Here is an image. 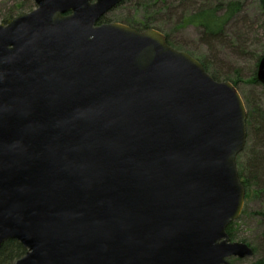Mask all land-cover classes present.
<instances>
[{"label": "water", "instance_id": "obj_1", "mask_svg": "<svg viewBox=\"0 0 264 264\" xmlns=\"http://www.w3.org/2000/svg\"><path fill=\"white\" fill-rule=\"evenodd\" d=\"M127 0H35L0 25V249L14 264H229L248 112ZM257 80L264 85V57Z\"/></svg>", "mask_w": 264, "mask_h": 264}, {"label": "rangeland", "instance_id": "obj_2", "mask_svg": "<svg viewBox=\"0 0 264 264\" xmlns=\"http://www.w3.org/2000/svg\"><path fill=\"white\" fill-rule=\"evenodd\" d=\"M171 1V6L160 12V0L157 3L151 0H127L113 8L101 20L104 23L124 24L139 32L145 31V23L151 24V29L166 37L170 35L169 45L198 60L217 82L233 84L240 80L237 87L233 85L245 102L248 120L247 143L244 151L237 157V169L243 175L241 182L248 179L253 192L251 197L246 192L243 212L235 222L234 238L229 233L228 235L231 242L248 244L254 255L245 259L231 258L229 264H255L264 260V216H261L264 214V193L256 195L257 190H264V170L261 169L262 162L259 163L260 167H256L257 170L250 168L255 157L264 155V85L252 81L258 74V58L264 52V14L260 0H239L244 8L227 28L229 41L225 46H210L203 42L201 32L196 27L182 29L177 25L182 13L192 11L189 10V2L200 6L205 0ZM207 1L213 3V0ZM37 8L35 0H0V25Z\"/></svg>", "mask_w": 264, "mask_h": 264}, {"label": "trees", "instance_id": "obj_3", "mask_svg": "<svg viewBox=\"0 0 264 264\" xmlns=\"http://www.w3.org/2000/svg\"><path fill=\"white\" fill-rule=\"evenodd\" d=\"M158 1L159 0H151V2L155 3H157ZM160 2H162L160 3V12L164 10V8H169V5L171 6L172 4L171 0H160ZM188 4V7H191L189 10L192 11L181 14L177 24L178 27L182 29L187 28L189 26L196 27L201 32L203 42L208 45L210 44V46H212L213 44H222L223 46H225L224 44L229 41V38L227 36V28L230 27L233 20L237 17L238 14L243 11L244 8L243 3L239 0H213V3H210L209 1L205 0L204 3L200 6H198L197 3L194 2H189ZM260 7L264 14V0H260ZM103 23L104 21L101 20L99 24ZM144 25L145 30L151 29V24L145 23ZM167 37L169 44L170 35H168ZM263 57L264 52L262 53L261 57L259 56L258 64L260 63ZM238 81L233 82L236 87ZM252 81L255 84L260 83L257 80L256 75L254 76V79ZM261 162V169L264 170V155L255 157L252 164L250 165V168L252 167V170H257L256 167H260L259 163ZM258 175L256 174V176ZM239 176L240 178L243 177V175L240 174ZM242 183L246 189V192L248 193V196L251 197V192L253 191L251 189L250 182L248 181V179L245 178ZM263 193L264 190H262V188L261 190L259 189L256 191V195L258 196ZM261 216H264V214H261ZM235 226L236 223L233 222L230 224L227 230L232 239L234 238L233 233L235 230ZM26 252V249L19 242L15 240L8 241L0 249V264H13L14 262L24 257ZM255 264H264V260H260Z\"/></svg>", "mask_w": 264, "mask_h": 264}]
</instances>
